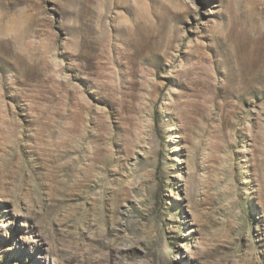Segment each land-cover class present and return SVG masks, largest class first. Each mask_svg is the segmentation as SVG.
Segmentation results:
<instances>
[{
	"label": "rangeland",
	"instance_id": "rangeland-1",
	"mask_svg": "<svg viewBox=\"0 0 264 264\" xmlns=\"http://www.w3.org/2000/svg\"><path fill=\"white\" fill-rule=\"evenodd\" d=\"M45 219L89 264H264V0H0V264H60Z\"/></svg>",
	"mask_w": 264,
	"mask_h": 264
},
{
	"label": "bare ground",
	"instance_id": "bare-ground-1",
	"mask_svg": "<svg viewBox=\"0 0 264 264\" xmlns=\"http://www.w3.org/2000/svg\"><path fill=\"white\" fill-rule=\"evenodd\" d=\"M47 215L46 213L43 214L44 217ZM44 221L46 222L45 227L48 230L55 256L53 261L60 264H89L93 251L89 244L85 243V239L82 236L76 237L70 230L69 224L65 222L57 224L55 223L56 221L53 222L50 219H45ZM31 262L32 259H28L26 264Z\"/></svg>",
	"mask_w": 264,
	"mask_h": 264
}]
</instances>
